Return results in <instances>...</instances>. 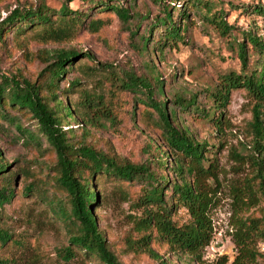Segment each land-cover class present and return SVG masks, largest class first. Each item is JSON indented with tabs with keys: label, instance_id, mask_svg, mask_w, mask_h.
Segmentation results:
<instances>
[{
	"label": "rangeland",
	"instance_id": "1",
	"mask_svg": "<svg viewBox=\"0 0 264 264\" xmlns=\"http://www.w3.org/2000/svg\"><path fill=\"white\" fill-rule=\"evenodd\" d=\"M65 2L0 0V20L16 6L44 3L59 10ZM123 3L133 13L128 24L112 10L99 11V6L87 0H72L67 3L69 9L80 11L85 19L71 38L43 40L35 31L3 34L0 74L40 83L45 78L40 73H45L49 62L46 52L65 49L81 53L74 68L61 78L56 91L59 98L73 103L74 116L63 123L70 144H86L118 162L143 164L157 176L166 173L173 177L172 171L168 174L158 165L159 159L166 157V141L162 129L156 125L155 112L121 85L131 75L152 83L154 76H160L162 94L157 90L154 99L176 109L175 125L186 128L198 141H206L207 157L215 163L214 176L203 180L213 200L208 211L212 238L195 260L187 254L173 252L155 238L150 246L159 258L143 250H128L127 239L141 235L134 224L143 213L138 198L145 192L146 184L136 179L122 182L106 175L94 181L99 204L93 209L99 230L121 264H161L162 260L169 264H264V240L248 241L256 252L251 256L242 253L241 245L233 238L238 227L250 217H259L264 207V198L254 179L261 161L259 153L252 148L255 101L245 89L232 88L221 122L215 125L214 119L221 109L215 111L210 98L223 74L240 72L236 44L241 41L242 32L254 30L264 41V16L251 14L248 9L264 4V0H196L195 6H190L189 1L176 0L173 7L179 6L177 9L189 15L183 40L176 42L164 40L163 31L151 27L162 15L154 0ZM177 14L175 10L174 21L182 25ZM218 15L236 27L231 36L222 35L215 27L213 16ZM92 20L100 22L97 31L88 27ZM134 29L137 31L131 34L129 30ZM147 35L150 44L146 50L142 36ZM86 52L95 60L84 58ZM247 54L252 70L259 55L250 45ZM75 80L79 83L70 87ZM192 97L194 102L186 110L171 103L176 99L193 100ZM97 98L100 100L96 105L82 107L88 100ZM48 102L54 103L51 99ZM205 111L213 118L205 116ZM15 118L21 125L19 129L9 120L0 119V159L14 173L15 191L9 203L0 205V229L9 235L5 243L0 242V264H103L96 258L81 256L64 262L58 256V249L68 243L70 226L53 213L48 202L55 209H68L66 193L55 183L56 155L30 113H17ZM252 193L258 197L254 205L249 199ZM171 218L178 225L190 220L183 206L176 208ZM152 233L155 235V231Z\"/></svg>",
	"mask_w": 264,
	"mask_h": 264
},
{
	"label": "trees",
	"instance_id": "2",
	"mask_svg": "<svg viewBox=\"0 0 264 264\" xmlns=\"http://www.w3.org/2000/svg\"><path fill=\"white\" fill-rule=\"evenodd\" d=\"M71 1L66 0L59 10H54L44 3L33 7L16 6L0 20V38L10 31L15 34L35 31L39 38L51 41L73 37L85 17L80 11L69 9L67 3ZM87 1L93 6H99V11L106 9L114 11L127 24L132 19L133 13L129 6L124 5V0ZM175 1L154 0L159 5L162 15L151 24V27L160 28L164 40L176 42L179 39L183 40L185 22L189 15L185 10L177 9L179 6L173 7ZM184 1H189L190 6L198 3H195L196 0ZM248 9L251 14L264 16L262 3L252 5ZM175 10L182 19V25L174 21ZM213 22L222 35L231 36L233 29L236 28L229 25L221 15L213 16ZM88 27L97 31L100 27L99 20L90 21ZM129 31L135 34L137 30ZM142 38L143 48L149 49V35ZM248 44L259 55L257 66L252 70L249 69ZM236 51L241 63L240 72L230 71L223 74L219 84L210 92L215 111L221 109L214 123L218 125L221 122L223 108L228 104L232 88H243L254 99L251 122L252 148L259 153L261 160L256 167L254 179L257 180L260 195L264 198V41L254 30L242 32V39L237 41ZM46 54L49 62L45 67V73H40V77L45 76L40 83L25 79L16 80L0 74V119L9 120L19 129L21 125L16 121L15 114L30 113L55 152V183L66 193L68 209H55L54 204L48 202L53 213L70 226L68 243L58 249V256L64 262L81 256L96 258L103 264H121L99 230L93 209L99 204V193L94 181L106 175L122 182L136 179L146 184L145 192L138 198L139 204L144 208L143 213L134 224V229L141 235L135 239H127L125 244L128 250H143L159 258L150 246L151 240L155 238L167 244L173 252L187 254L195 260L212 238L208 211L213 200L208 195L203 180L214 176L215 163L209 161L207 157L209 147L206 141H198L186 128L175 125L176 109L168 108L165 101L154 99L157 90L162 94L160 76L153 77V84L147 78L131 75L126 82L122 80L121 85L131 90L143 104L155 112L156 125L162 129L166 141V157L159 159L158 165L168 174L172 171L173 177H168L166 173L157 176L143 164L118 162L114 157L86 144L78 146L70 144L63 123H68L67 120L73 118V103L66 98H59L56 91L59 90L61 78L74 68L76 58L81 53L55 49ZM83 56L95 60L89 52L83 53ZM77 83L79 80L72 81L69 85L74 87ZM43 90L45 94L42 93ZM50 99L54 102L53 105L49 104ZM99 100L100 98L88 100L82 107L96 105ZM193 102L194 99L189 101L176 99L171 103L179 105L181 110H186ZM11 112L15 114L11 115ZM203 114L209 119L213 118L209 111ZM13 176L9 164L0 159V205L9 203L14 196ZM249 199L252 205L258 201L254 193L249 194ZM179 206L185 207L190 216V220L181 225L176 224L171 218V214ZM152 231H155V235ZM233 238L241 245L242 253L254 256L256 252L248 241L251 243L258 239L264 240V207L259 217H250L247 222H243L235 231ZM8 239L7 232L0 229V242L5 243ZM161 264L169 263L162 260Z\"/></svg>",
	"mask_w": 264,
	"mask_h": 264
}]
</instances>
